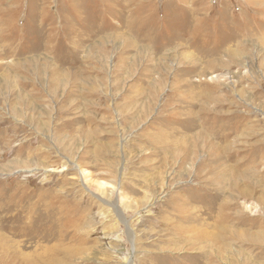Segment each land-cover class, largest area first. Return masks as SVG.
<instances>
[{
    "label": "rangeland",
    "instance_id": "374dc122",
    "mask_svg": "<svg viewBox=\"0 0 264 264\" xmlns=\"http://www.w3.org/2000/svg\"><path fill=\"white\" fill-rule=\"evenodd\" d=\"M0 264H264V0H0Z\"/></svg>",
    "mask_w": 264,
    "mask_h": 264
},
{
    "label": "bare ground",
    "instance_id": "6f19581e",
    "mask_svg": "<svg viewBox=\"0 0 264 264\" xmlns=\"http://www.w3.org/2000/svg\"><path fill=\"white\" fill-rule=\"evenodd\" d=\"M226 178V176L225 175H222L221 177H220V181H222V180H229V179H225ZM230 178V177H229ZM236 181V180H235ZM235 181H233L232 183H235ZM237 181H239V182H242V180H241V178L240 177H237ZM219 184V183H218ZM231 184V183H230ZM240 192V194L241 195H243L244 194V191L243 190H240L239 191ZM222 210V209H221ZM221 220V219H220ZM224 222H226V219H224ZM222 223V222H221ZM227 223V222H226ZM191 229V228H190ZM224 237V236H223ZM193 239V238H192ZM204 239H206V236H205V234H204V236L203 237H201V241L202 240H204ZM261 238H259V237H256V238H253V240H255V241H259ZM198 241H199V239H198ZM261 241V240H260Z\"/></svg>",
    "mask_w": 264,
    "mask_h": 264
}]
</instances>
